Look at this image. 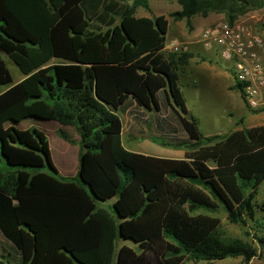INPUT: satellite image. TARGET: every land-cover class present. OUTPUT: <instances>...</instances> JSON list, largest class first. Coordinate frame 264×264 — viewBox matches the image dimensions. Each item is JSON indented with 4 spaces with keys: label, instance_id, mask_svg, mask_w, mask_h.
Listing matches in <instances>:
<instances>
[{
    "label": "trees",
    "instance_id": "obj_1",
    "mask_svg": "<svg viewBox=\"0 0 264 264\" xmlns=\"http://www.w3.org/2000/svg\"><path fill=\"white\" fill-rule=\"evenodd\" d=\"M177 1L182 9L171 15L189 29L199 13L234 21L264 6ZM140 7L150 0H0V264H113L119 239L135 246L122 244L116 264H249L264 252V124L248 127L241 117L242 128L206 135L180 83L194 53L166 51L168 17L138 16ZM231 88L245 102L242 83L234 78ZM131 107L154 112L172 141L152 140L184 156L128 149L119 111ZM26 119L57 121L69 142L64 127L76 129L75 175L54 163L47 130L19 127ZM219 211L258 248L223 238L212 215Z\"/></svg>",
    "mask_w": 264,
    "mask_h": 264
},
{
    "label": "rangeland",
    "instance_id": "obj_2",
    "mask_svg": "<svg viewBox=\"0 0 264 264\" xmlns=\"http://www.w3.org/2000/svg\"><path fill=\"white\" fill-rule=\"evenodd\" d=\"M181 9L182 6L177 0H150V8L140 7L137 9L136 15L156 16L165 14L171 23V33L179 31V27L181 28L180 31L184 30V34L195 33V18H201L207 14L199 13L195 15L193 18L194 28L189 29L185 19L175 20L171 15L172 12ZM262 10H264V6H255L238 18L248 20L253 26L262 25L264 24V20L260 19ZM212 13L222 16V20L228 18L226 12L212 11ZM172 38L176 37L169 36V39ZM194 47V49L203 48L201 45ZM193 53L195 56L191 59L190 65L184 73H181L180 83L187 105L198 118L203 132L206 135L230 133L233 130L242 128V124H239L241 117L244 118V124L248 127L263 125L264 112L258 114L250 112L240 92L231 88L234 84V78L229 69L230 63L224 61L215 52L200 51ZM3 57L13 73L14 82L20 81L24 74L8 55L3 54ZM6 88L7 86H0V92ZM119 114L124 121L123 140L128 149L132 146L137 149L136 151L155 156H184L185 149L165 147L152 140L153 136H159L172 141L169 136L170 132L163 133L157 129L154 112L131 107L127 114H122L121 111H119ZM30 126L42 127L48 131L54 163L62 173L75 175L79 171V135L76 129L71 126L64 127L73 139V142H69L59 135L58 128L60 124L57 121L26 119L19 125L20 128ZM167 131L169 130L167 129ZM177 136L184 138V134L180 132ZM131 150L135 151L134 149ZM258 202L264 203V183L258 195ZM212 215H216L221 219L219 231L223 238L228 241L236 238L243 239L257 247L254 239L246 232V228L240 224L230 223L224 211L212 213ZM0 239L2 240L1 237ZM124 243L135 246L131 240L119 239L116 244V255L120 246ZM4 247L9 248L6 243H4ZM116 255L113 264H116ZM182 264H244V261L242 257H238L200 263L185 260ZM249 264H264V252L254 257Z\"/></svg>",
    "mask_w": 264,
    "mask_h": 264
},
{
    "label": "built area",
    "instance_id": "obj_3",
    "mask_svg": "<svg viewBox=\"0 0 264 264\" xmlns=\"http://www.w3.org/2000/svg\"><path fill=\"white\" fill-rule=\"evenodd\" d=\"M260 19L264 20V10ZM199 42L204 49L217 53L230 63L233 78L243 85L245 103L252 109L264 108V35L246 19H225L206 26ZM165 50L188 51L189 42L168 39Z\"/></svg>",
    "mask_w": 264,
    "mask_h": 264
},
{
    "label": "crops",
    "instance_id": "obj_4",
    "mask_svg": "<svg viewBox=\"0 0 264 264\" xmlns=\"http://www.w3.org/2000/svg\"><path fill=\"white\" fill-rule=\"evenodd\" d=\"M139 16H148V15H139ZM220 21H222V16H220L219 14H216V13H212V12L208 13L204 17L197 18V19L195 18V20H194L195 33H193V34H184V30L180 31L181 28L179 27V31H175V33H173V32L171 33V31L169 30L168 39H169V36H171V37H176L177 39L178 38L183 39L182 41L189 42V50H191L192 52H200V51H204V52H207V53L213 52V51L206 50L204 48H202V49H200V48L194 49L195 48L194 46H196V45L197 46H199V45L202 46V44L199 42V36L201 34V31L206 26L213 25V24H215L217 22H220ZM255 28H256V30L259 33L264 35V24L255 26ZM170 29H171V23H170ZM128 112H129V110L126 111L124 114H127ZM123 136H124V128H123ZM129 148L130 149H134L135 151L137 150L135 147H132V146L129 147ZM179 157H181V156H179Z\"/></svg>",
    "mask_w": 264,
    "mask_h": 264
}]
</instances>
